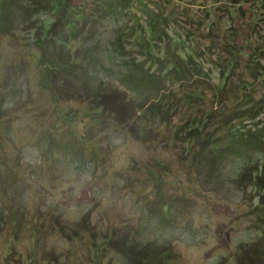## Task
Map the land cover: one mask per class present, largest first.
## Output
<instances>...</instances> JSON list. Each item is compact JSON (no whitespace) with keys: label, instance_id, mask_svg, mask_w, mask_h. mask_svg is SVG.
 <instances>
[{"label":"rangeland","instance_id":"rangeland-1","mask_svg":"<svg viewBox=\"0 0 264 264\" xmlns=\"http://www.w3.org/2000/svg\"><path fill=\"white\" fill-rule=\"evenodd\" d=\"M106 1L70 0L68 29L33 8L0 33V264H238L264 245V140L223 138L264 130V111L241 117L264 106V0ZM39 26L74 83L43 87ZM184 60L194 76L168 78ZM203 110L212 148L186 138Z\"/></svg>","mask_w":264,"mask_h":264},{"label":"trees","instance_id":"trees-1","mask_svg":"<svg viewBox=\"0 0 264 264\" xmlns=\"http://www.w3.org/2000/svg\"><path fill=\"white\" fill-rule=\"evenodd\" d=\"M15 1V0H14ZM13 0H0V33H6L8 32L7 29H10L9 27L12 26V24L14 23V21H18L21 24L26 23L28 18H25V13L24 11L30 10V9H48V11H51V13H54L55 17H56V21L55 23H51V27L49 31H53L52 28H54V30L56 31L58 28L61 27H65V29H68L71 26V14L74 12L73 7H71V5L69 4L70 0H27V1H23V2H19L18 0H16V3ZM106 1V0H105ZM132 2L136 0H131ZM107 2V1H106ZM108 5V3H106ZM127 3L129 5H131L132 3L129 2L127 0ZM142 3V2H141ZM18 6V11H20L18 13V11L16 10ZM17 12L16 18L21 17V15L23 14L24 17H22V20H19L20 18H15V13ZM22 13V14H20ZM35 16L38 14V11L34 12ZM76 15V13L74 14V16ZM14 16V17H13ZM25 18V19H24ZM75 18H79L77 15L75 16ZM81 18V16H80ZM15 19V20H14ZM30 19V18H29ZM58 26V27H57ZM35 32L34 37L35 38H27V36H23L24 39L27 38L28 39V44L33 43V52H32V58L35 61V65L38 67V69H40L39 73H40V81L43 85L44 88H48L49 86H52L54 84V80L56 79H63L65 81H70L71 83H74L75 79H74V74L73 72L70 71L71 67L67 66V61L65 60V58H63V61L59 56H58V52L57 50L54 48L53 42L55 41L56 43H58V45H65V40L62 39L61 37L58 36H52L51 39L48 38V34L49 31H46L43 26H39L36 30H34ZM14 32V30H13ZM70 32L72 33L73 30H70ZM55 34V33H54ZM58 35L60 34V32L57 33ZM69 34V32H68ZM29 36V35H28ZM149 42L147 43L148 47H151L150 44V39H148ZM148 47L146 49H148ZM145 49V48H144ZM227 49H229L227 47ZM190 57V56H189ZM188 58H185V60H189ZM191 58V57H190ZM183 61L184 65H177L176 62H174L172 65L169 63V65H171L168 68V75L166 74V76H168V78L170 79H176V81L180 82V81H186L188 79H190L192 76H194V73H190L188 68L185 66L186 65V61ZM235 61L232 62L231 65H226L224 64V68H221L222 70H220V72L223 74L225 73L226 76L224 78L227 77V75L231 74L234 70L233 68V63ZM176 64V65H175ZM138 64H133V67H128V70L132 73L133 75V71L134 70H138L141 68V66H137ZM142 70V69H141ZM139 74H141V72H139ZM190 75V76H189ZM189 76V78H188ZM132 77V76H131ZM188 78V79H187ZM130 80V79H129ZM226 80V79H225ZM53 82V83H52ZM156 82V81H154ZM196 84V83H195ZM229 86V82L226 81H222V85L217 86L218 89V93L220 95L225 94V91L227 89V87ZM202 87V86H199ZM199 87L196 86L194 88V90L192 89L193 92L189 91V93H191V95L196 96V98L201 99L204 94L203 91L200 89ZM53 89V88H52ZM213 94L216 96V93L213 92ZM187 96H190V94H186ZM163 99H161L163 105L165 104V106L167 107L168 105H166V101H164V97H162ZM158 101L159 100H155V103L153 105H155V107L157 106L158 108L162 107L160 105H158ZM186 102V101H185ZM250 100H248L247 102H245L243 100L242 103H244L243 105H245V109L247 111L243 112V115H241V117H243L245 120H249L250 123L261 113L264 111L263 109V101L262 100H258L257 102L254 103V105H249ZM222 103V101H221ZM149 106V109L154 110L153 106H151L150 103H147ZM172 105V104H171ZM248 105V106H246ZM105 107H102L101 110H104ZM161 109V108H160ZM200 117L196 118L195 116L197 115V113L194 115L193 122L191 124V126H189V129H187V139L191 140L192 142H196L198 143L200 146L204 145L205 148L215 146L213 142H210L211 140V133L209 131H211V128L213 127L212 124H218L219 120H217L218 118H216L215 120L211 121V116H212V110L210 111V113L208 114L207 118L204 116L207 114L208 111H200ZM205 113V114H204ZM239 127L236 126L232 128L231 130V134L230 135H225L224 136V140L228 139V144L224 146V150H232L235 151V149L238 146H242L244 147V149L249 148V145L252 143H249L248 138H253V144H257L258 146H261V141L264 140V130L263 129H257V131L255 132V134H237L236 131H241V130H237ZM204 130H206L207 132H209V135L206 136L204 135ZM249 131H251V129H249ZM240 139V140H239ZM247 140V141H246ZM208 143V144H207ZM217 142L215 141V144ZM204 149V148H203ZM261 205V203H260ZM171 206L170 202L164 203L163 204V210L164 211H168V208ZM264 209V208H263ZM106 246V245H105ZM105 246H103L102 248L104 249ZM253 246V245H252ZM255 248H251L248 246V249L243 248L242 250V254L241 256L238 258V264H264V245L262 244H255L254 245ZM105 250V249H104ZM150 259H156V258H160L161 260L163 259V254L160 253H156L154 256H149Z\"/></svg>","mask_w":264,"mask_h":264},{"label":"bare ground","instance_id":"bare-ground-1","mask_svg":"<svg viewBox=\"0 0 264 264\" xmlns=\"http://www.w3.org/2000/svg\"><path fill=\"white\" fill-rule=\"evenodd\" d=\"M217 133V132H216ZM221 134V133H220ZM215 134H213V136H214ZM218 136H219V134H218ZM247 141V140H246ZM254 145V144H253ZM242 147V146H241ZM182 205V204H181ZM183 209V208H182Z\"/></svg>","mask_w":264,"mask_h":264}]
</instances>
